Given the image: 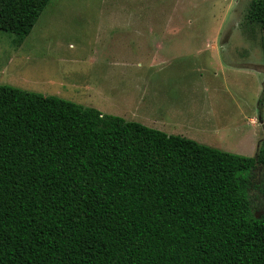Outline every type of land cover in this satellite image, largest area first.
I'll return each mask as SVG.
<instances>
[{"label":"trees","instance_id":"obj_1","mask_svg":"<svg viewBox=\"0 0 264 264\" xmlns=\"http://www.w3.org/2000/svg\"><path fill=\"white\" fill-rule=\"evenodd\" d=\"M50 0H0L28 35ZM246 20L260 26L264 0ZM243 155L0 84V264H264ZM264 190V182H263Z\"/></svg>","mask_w":264,"mask_h":264},{"label":"rangeland","instance_id":"obj_2","mask_svg":"<svg viewBox=\"0 0 264 264\" xmlns=\"http://www.w3.org/2000/svg\"><path fill=\"white\" fill-rule=\"evenodd\" d=\"M251 1L50 0L28 35L0 30V84L255 156L264 46ZM263 182L258 167L255 210Z\"/></svg>","mask_w":264,"mask_h":264},{"label":"crops","instance_id":"obj_3","mask_svg":"<svg viewBox=\"0 0 264 264\" xmlns=\"http://www.w3.org/2000/svg\"><path fill=\"white\" fill-rule=\"evenodd\" d=\"M98 109V108H97ZM104 113V112H103ZM123 117V116H122ZM125 118V117H124ZM127 119V118H126ZM129 120V119H128ZM154 128V127H153ZM156 129H158V128H156ZM168 133V132H167Z\"/></svg>","mask_w":264,"mask_h":264},{"label":"water","instance_id":"obj_4","mask_svg":"<svg viewBox=\"0 0 264 264\" xmlns=\"http://www.w3.org/2000/svg\"><path fill=\"white\" fill-rule=\"evenodd\" d=\"M260 119H261V121H263L262 118H260ZM263 122H264V121H263Z\"/></svg>","mask_w":264,"mask_h":264}]
</instances>
